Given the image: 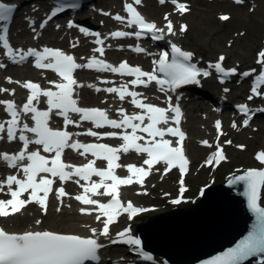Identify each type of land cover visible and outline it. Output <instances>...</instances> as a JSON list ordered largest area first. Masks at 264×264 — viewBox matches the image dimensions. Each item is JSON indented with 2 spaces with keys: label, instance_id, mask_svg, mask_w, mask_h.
Here are the masks:
<instances>
[{
  "label": "snow or ice",
  "instance_id": "6c2138e0",
  "mask_svg": "<svg viewBox=\"0 0 264 264\" xmlns=\"http://www.w3.org/2000/svg\"><path fill=\"white\" fill-rule=\"evenodd\" d=\"M161 4L166 0H159ZM242 3L243 0H236ZM142 0H132V3H125V11L128 17L116 14L113 18L121 23L127 21L128 27L135 26L138 30L135 32L115 31L111 33L114 38H123L135 36L140 38L142 35L151 34L153 40L164 39L165 29L158 28L155 22H149L137 10L134 5H140ZM171 3L177 7V10L183 14L189 9L178 0H171ZM14 5L0 2V21L7 22L11 18L14 11ZM66 7L75 8L76 4H61L57 6L48 17V20L56 16L57 13L63 12ZM105 15H110L105 13ZM222 19H228L227 16ZM167 34L175 36L174 26L168 16ZM45 20L40 27L43 28L47 24ZM59 27V25H57ZM68 27H75L69 22ZM35 30V29H34ZM81 32L86 35H94L97 37L95 43L103 45V40L99 39V33H92L87 28H80ZM187 30L186 25H182L180 32ZM7 23L3 25L0 34V42L6 49L7 57L16 64L23 63L29 58H34V67L54 72L58 77V81H49L53 88L42 89L39 84L28 81L24 82L22 87L29 90L27 101L22 108L18 110L14 101L0 100V105H5V111L10 115V119L0 122V134L6 133L9 142L19 140L22 142L20 151L14 154L0 153V161L4 162L7 167L17 169V174L8 175L5 180L0 181V192L4 191L6 185L8 189L9 199H0V217H11L20 213L27 205L36 203L47 213V201L52 192L53 184L58 179L61 182H68L73 177L78 179L75 183L80 185L83 192L74 198L83 205L95 206L94 208H81L82 214L91 215L93 211L97 212L96 220L102 222L103 227L97 235V229L92 228V236L82 237L76 234H63L51 230H33L23 233H10L3 227H0V264H85L86 261H99L98 250L104 245L99 242V237L107 238L111 243L123 242L129 245L139 246V239L127 236L126 231L117 234L118 240L112 239L110 236V225L117 221L121 214L127 213L129 218L135 217L138 213L146 211V209L134 206L130 201L125 205L120 198V187L129 186L133 183L143 184L144 179L151 173L153 167L163 163L165 174L173 168H178L181 174L187 172L189 160L184 151V141L186 134L180 128L182 112L178 105H172L171 97H168L169 105L167 108L160 107L151 103H145L141 98L142 94L129 89L132 86L148 87L155 83L158 90L167 93L169 90L175 91L182 85L199 84L198 77H208L211 73L208 70H201L195 64L190 63L193 59V53L182 50L177 44L170 43L171 58L168 51L159 53V58L153 61L155 67L152 71H144L140 67H132L126 61L121 62L119 66H113L101 59L92 57L87 63L80 64L76 62V58L61 49L44 47L42 50L36 48L14 49L9 42ZM72 47H76L75 44ZM136 52H144L145 49L136 47ZM94 51L104 54L103 47H97ZM224 56H220L218 62L211 63L209 68L221 74V82L224 79L236 74L237 69H226L223 65ZM257 63L264 66V50L258 53ZM6 67L0 63V68ZM95 69L101 72L118 73L134 77L130 82L121 84L119 87H107L100 89L95 85L88 87L95 88V91H104L110 94H116L120 101L131 98V104L139 109L138 112L128 114L125 109H119L121 118L119 120L109 117L108 112L100 108H84L80 107L78 100L74 98L76 87H84L78 84L74 78L77 69ZM256 70L243 72L241 75L249 77ZM160 74H163L161 77ZM9 83L13 81L11 78ZM16 83H19L18 81ZM104 83H110L104 81ZM261 85H264V72H261L255 80V86L251 91L254 95L260 96ZM8 89H0V92H8ZM14 94L15 90H11ZM225 92L229 91L227 88ZM44 97L47 104L46 110H40L37 104L40 98ZM249 100L253 97L250 95ZM35 102V103H34ZM239 111L248 115L250 110L246 105H240ZM264 111V109H258ZM169 112L173 115L170 117ZM21 113L31 114L32 126L29 123H21ZM63 117L64 127L62 129H54L49 126V121L53 114ZM77 114L79 119L74 120L70 114ZM250 119V117H249ZM83 121L91 122L95 129L110 128L117 131L98 132L88 129L86 133H78L77 135L86 134L97 138H118L122 143L118 146H110L102 143L84 144L79 141H73V134L67 130L69 125L80 126ZM170 121L175 126H167ZM249 120H244V126H248ZM165 125L167 127H161ZM216 129H221V122L217 121ZM233 127H236L235 123ZM130 129V131H129ZM19 133V135H17ZM28 134H32L31 137ZM222 134V133H220ZM170 136L176 138V144L165 137ZM4 135H0V139H4ZM202 143L208 147H212L207 141ZM227 143H231L228 141ZM40 146L36 150H29L30 145ZM243 147V146H241ZM66 149H72L79 153L80 156L86 157L88 154L93 157L88 163L83 165H74L65 163L63 157ZM135 152L137 154H146L143 161L147 168L136 165L123 166L119 163L121 153L127 154ZM42 153L48 154L44 155ZM226 157L222 148L217 144V151L212 153L205 161V164L211 166L215 162L225 160ZM257 159L264 164V152L257 155ZM97 160H103L107 166L105 168L96 167ZM126 167L129 175L121 177L116 174V169ZM22 173V176L20 175ZM99 177V181L92 180V177ZM84 181V184L80 182ZM245 185V195L248 199V206L252 212L256 214V224L249 235L242 240L236 247L229 249L210 260L208 264H242L250 256H256L264 253V207H261L260 200L261 190L264 189V170L251 169L242 175H238L230 183H241ZM183 185V180H181ZM15 186V187H13ZM104 191L101 192L100 190ZM181 187V193L184 192ZM57 198L61 199L67 196L63 187L56 190ZM27 193V197L24 194ZM94 196H107L110 200L102 203ZM174 203H180L177 199ZM59 210V209H57ZM104 218V219H102ZM37 224L41 221L37 220ZM151 259V257H146Z\"/></svg>",
  "mask_w": 264,
  "mask_h": 264
},
{
  "label": "rangeland",
  "instance_id": "374dc122",
  "mask_svg": "<svg viewBox=\"0 0 264 264\" xmlns=\"http://www.w3.org/2000/svg\"><path fill=\"white\" fill-rule=\"evenodd\" d=\"M10 1V0H9ZM190 3L191 11L185 16L178 17V20L181 21L182 24L187 25V30L185 31L184 43L187 47L193 49L198 55L204 56L205 58L215 59L220 51H223V54L227 58V65H235V64H243V68H249L254 66L256 53L263 47L264 41V0H247L246 5L235 7L228 0H187ZM155 9L153 12L157 17L161 19L163 12L169 10L166 8H156L154 4H150V7ZM226 13L230 15V19L228 22L220 21V14ZM189 25V27H188ZM19 30L24 27H18ZM29 39H31V34H28ZM16 39V38H15ZM60 39V38H59ZM205 41H209L210 45H215L216 50L210 51L209 45L205 44ZM20 44V42H18ZM57 44L58 42H52ZM219 52V53H218ZM218 53V54H217ZM11 71H19V69L8 70L6 72L0 69V89H6L7 83H9V79L13 81L12 85L9 88H16L20 85L21 76L17 78ZM14 77H11V75ZM19 83H16V82ZM9 90V89H8ZM5 92H2L0 99L5 98ZM194 117H189V121L193 120ZM212 122V120L210 121ZM195 121H191V125H193ZM203 123V124H202ZM210 124V123H209ZM189 125V122H188ZM195 128L199 134L191 133V139L193 138V142H189V147L192 144L193 147L198 148L197 141L210 138L207 133L212 132L211 128L207 127V122L197 121ZM211 126V125H210ZM190 127V126H189ZM197 133V132H196ZM236 142L235 143H244L247 146V150L245 152H238L235 149H229L230 157L232 163L225 165L223 168V172L227 173L234 166L244 165L251 166V156L254 150L258 148L264 147V136L262 129L249 132H243L239 135H235ZM191 154L194 156H199V159L194 161V171L189 177L188 182L192 185H201L208 181L210 178L208 171H204L200 174L199 178H196V173L200 169V161L203 159L204 154H200L199 151H191ZM220 177V172L217 175ZM176 179V174L171 175L168 180L159 185V187H155V189L148 196H143L140 198V202H145L146 204L153 203L157 206H160V209L150 215H145L143 217L144 220L137 221V223H146L149 217L155 216L157 214L167 213V205L169 204L166 198H163V192L168 193L176 188L174 184V180ZM155 182V181H154ZM163 189L160 191L159 195H157L154 201H150L149 196L154 197L157 194V189ZM158 190V191H159ZM197 190V189H196ZM194 190L190 192V196L197 197V191ZM164 195V196H165ZM190 204V203H189ZM187 205L189 207L190 205ZM36 209V206H31L28 210ZM65 211V207L63 208ZM37 220H40V225H45L46 222L52 217L55 220L59 217L57 215L62 214L63 212H56L55 207L51 208L48 214L40 213L37 210ZM70 216H76V214H68ZM21 217L14 218L16 222L24 223V215H20ZM60 223V222H58ZM136 223V224H137ZM27 224H25L26 226ZM22 226V225H21ZM20 226V227H21Z\"/></svg>",
  "mask_w": 264,
  "mask_h": 264
},
{
  "label": "water",
  "instance_id": "95a60500",
  "mask_svg": "<svg viewBox=\"0 0 264 264\" xmlns=\"http://www.w3.org/2000/svg\"><path fill=\"white\" fill-rule=\"evenodd\" d=\"M216 188L209 190L200 204L163 215L162 226L156 224V217L141 225L138 233L142 246L172 264H208L236 247L253 230L256 214L248 206L243 183L233 190H226L224 186ZM200 217L214 220V225L209 227L202 221L197 222L196 218ZM185 226L189 230L184 232ZM173 231L178 234L176 237ZM242 264H264V253L250 256Z\"/></svg>",
  "mask_w": 264,
  "mask_h": 264
},
{
  "label": "bare ground",
  "instance_id": "6f19581e",
  "mask_svg": "<svg viewBox=\"0 0 264 264\" xmlns=\"http://www.w3.org/2000/svg\"><path fill=\"white\" fill-rule=\"evenodd\" d=\"M153 10H155L152 7H150V5L146 6L145 7V11H146V14L148 15V18L150 21H154V22H159L160 21V18L156 16V14L153 12ZM162 21V20H161ZM160 21V22H161ZM103 22H104V27H107L109 25V22L107 21V19H103ZM177 35H175V37H171V39H175L176 41L178 42H184V38L181 36L180 32H178L177 29H175ZM27 33H25V37L23 41H18L20 42V45L23 44L25 45L26 43H30V40L28 39L27 40ZM17 41V40H16ZM17 43V42H16ZM205 44L209 45V48H210V51H214L216 50V46L215 45H210V42L209 41H205L204 42ZM23 47V46H21ZM223 53V51H220ZM219 53V52H218ZM217 53V54H218ZM210 58H202V64L205 65V66H208V64L210 63ZM25 68V67H24ZM19 72L23 73V72H26L23 68L22 69H19ZM1 78L0 77V83H1ZM207 83L209 82L208 79L206 81ZM203 83H205V81H203ZM85 91L84 93L86 92L87 94H89V88L88 87H85L83 88ZM1 92H0V96H1ZM4 94H7V93H4ZM25 94V91L23 88H18L17 91H16V96H12V95H9L8 97L9 98H5V99H14V98H17L16 101H18V99H23V96ZM104 96V95H103ZM102 96V97H103ZM107 96V95H105ZM91 99L96 102V103H101L103 106L105 107H109V102H104L102 101V97L98 98L96 96H90ZM111 99V98H110ZM111 100H115L114 98H112ZM116 102V101H115ZM93 105H95V103H93ZM4 108H2V106L0 105V120H2V118L5 117V113H4ZM202 110L204 111L203 114H206V118H201L199 115L195 116L196 118H194L193 120H190L189 121V128L191 129V133L193 132V134H199L198 131L194 124L196 125L197 124V121L198 119L200 120V122H207L209 128L210 125V120L212 119V117H214L213 113H209L208 112V109L205 108V107H201L199 109V111ZM191 121H195V123L193 125H191ZM2 122V121H0ZM203 124V123H202ZM197 132V133H196ZM200 132V131H199ZM2 135V134H0ZM207 135H209V133H207ZM216 136V134H215ZM214 136V137H215ZM191 142H193V138L191 139ZM187 148H188V145H187ZM192 151H199L201 153L202 149L200 148H197V147H193V145L191 144L190 147L188 148V154L191 156L192 154L190 152ZM204 154V153H202ZM192 159L194 160H198L199 159V156H196L194 158V156L192 155L191 156ZM132 162L134 163L135 160H132ZM4 180H5V177H4ZM160 181L161 183L164 182V179H160L158 178L153 172L151 174V177L149 180H147V187H151L153 186V182L154 181ZM3 181V179L1 180ZM142 189L141 187L138 188V190ZM80 189H76V185H70L69 186V191L70 193H73V192H76ZM121 196L124 197L125 199H133L137 202L140 203V205L142 206H146L144 204H141V202L139 201V196L137 194L134 193L133 189L131 188H128V187H122V190H121ZM71 204V205H70ZM65 207V211L63 209V206ZM30 206H28L29 208ZM53 207H55L56 211L57 209H59V211L63 212L62 214L60 215H57L59 216L56 220L55 218H50L45 225H40V224H37L36 221H37V210L36 209H31V210H28L27 209H23L20 213V215H24V223H19V222H16L14 221L16 218L20 219L19 217H21L20 215L16 214V218L11 216V217H7V218H0V226H3V227H6L7 230L10 232H18V234L20 233H23L25 231H33V230H54V231H58V232H62V233H77V234H80V235H83V236H92L93 233L91 232V229L92 228H95L97 229V235L99 234V230L102 226V222L100 221H97L96 220V215L94 214H91V215H82L80 213V209L83 208L81 205L77 204L76 202H74L72 200V198L70 200H63V201H57L55 202V204L53 205ZM52 207V208H53ZM68 214H76V216H70ZM15 218V219H14ZM162 215L161 214H158L156 216V224L157 225H164L163 221H162ZM196 221L197 222H204L207 226L209 227H212L214 225V220L212 221L211 219L207 218V217H200V218H196ZM60 222V223H58ZM25 224H27L25 226ZM22 225V226H21ZM21 226V227H20ZM120 227H118L119 229ZM179 229H181L182 231V228L179 227ZM156 230H159V231H162L160 230V228H157ZM188 227L185 226L184 228V232L185 231H188ZM173 234H174V237H176L178 234L173 231ZM190 236H186V239H189ZM99 241L104 245L102 248H101V254L104 255V256H109V257H114V253L113 251L110 249V241L105 238V237H102L100 236L99 237ZM119 256V254H117Z\"/></svg>",
  "mask_w": 264,
  "mask_h": 264
}]
</instances>
